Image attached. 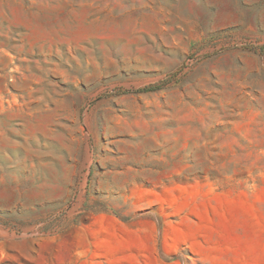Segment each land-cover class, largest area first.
Returning a JSON list of instances; mask_svg holds the SVG:
<instances>
[{"label":"rangeland","instance_id":"1","mask_svg":"<svg viewBox=\"0 0 264 264\" xmlns=\"http://www.w3.org/2000/svg\"><path fill=\"white\" fill-rule=\"evenodd\" d=\"M0 264H264V0H0Z\"/></svg>","mask_w":264,"mask_h":264}]
</instances>
